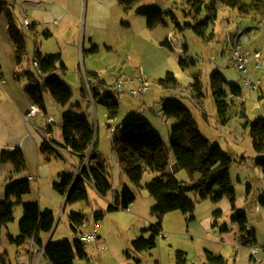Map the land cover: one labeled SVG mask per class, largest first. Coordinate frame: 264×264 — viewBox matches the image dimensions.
<instances>
[{
  "label": "rangeland",
  "instance_id": "374dc122",
  "mask_svg": "<svg viewBox=\"0 0 264 264\" xmlns=\"http://www.w3.org/2000/svg\"><path fill=\"white\" fill-rule=\"evenodd\" d=\"M2 1L0 71L5 86L0 87V147L8 151L20 147L26 157V167L20 172H7V168L12 169V163H7L5 171L0 172V202L5 200L11 181H28L31 190L22 196V202H38L42 209L49 208L55 213L54 228L43 235L45 241L51 238L54 242H74L76 234L70 224V214L86 215L84 230L96 227L100 238L85 243L87 256L76 255L75 264H177L178 251L187 254V264H209L207 251L224 256L229 264H264V169L257 164L259 155L250 130L251 122L264 117V66L260 71H254V64L250 66L254 72L248 77L259 81V89L254 90L234 64V49L238 45L250 53L260 50L264 59V0H244L248 9L244 14L218 2L213 18L209 13L192 10L185 0H140L131 9L122 0ZM154 6L165 11V22L151 29L147 18L138 11ZM25 16L31 22L29 28L24 24ZM9 17L26 40V53L21 62L9 34ZM202 22H206V28ZM32 25L37 26V32ZM38 54L43 58L61 54L68 70L59 76L72 89L73 96L62 106L45 92V109L26 123L18 104L31 107L26 88L30 72L40 79L34 64ZM181 59L188 63L187 67L181 66ZM86 70L99 71L107 81L104 88L88 79L91 90L96 88V95L89 92ZM214 72H220L226 80V122L222 121L213 93L211 75ZM169 73L174 78L168 77ZM122 75H144L151 84L143 99L128 91L115 92L119 111L111 117L109 104L114 98L107 96V92ZM194 76L201 80L204 94L201 100L190 88ZM232 86H238L241 95H235ZM166 104L187 107L200 131L231 158L235 201L229 196L219 201L211 196L200 200L196 192H189L196 205L194 219L178 210L168 212L162 219L156 247L138 252L133 241L141 235L149 237L151 232L143 230L157 224L159 218L152 214L154 197L146 187L130 180L114 147L118 130L128 117L137 114L152 124L169 149L171 170L180 181L192 183L201 178L200 173L192 177L186 169L174 171L175 155L169 132L176 121L165 117ZM70 115L86 116L94 124L97 158L91 160L95 145L83 159L66 146L62 124L64 117ZM46 140L57 147L43 150ZM182 158L185 163L189 162L187 152ZM84 166L98 169L109 186L101 192L91 180L86 184L85 199L67 201L68 193L60 194L54 184L65 173L74 174L76 179ZM157 174L147 171L143 185ZM126 186L136 199L129 208H122L120 195ZM215 190L219 192L220 188ZM11 201L14 211L4 218L0 260L19 264V256L26 255L33 243L19 228L24 216L22 203L15 196ZM110 205H119V209L109 211ZM218 211L220 216L216 215ZM241 212L248 218L249 229L255 232V239L248 246L241 242L239 225L233 220V215ZM97 213H103L104 218L96 220ZM253 248L256 249L254 257ZM32 255L31 264L35 252Z\"/></svg>",
  "mask_w": 264,
  "mask_h": 264
},
{
  "label": "trees",
  "instance_id": "16d2710c",
  "mask_svg": "<svg viewBox=\"0 0 264 264\" xmlns=\"http://www.w3.org/2000/svg\"><path fill=\"white\" fill-rule=\"evenodd\" d=\"M140 0H122L127 9L133 8ZM187 5L197 12L216 13L218 2L239 9L244 14L248 12L247 4L244 0H185ZM0 0V8L3 5ZM256 7V6H255ZM139 14L147 18V25L153 29L157 25L164 23L165 11L154 6L143 8L138 11ZM9 34L16 47V55L19 62L26 53V40L15 24L12 17L8 18ZM203 28L207 27L206 22H202ZM39 61L38 70L40 79L35 74H28L29 86L26 88L28 95L33 103H36L41 109H45L44 93L49 92L54 99L62 106H66L72 99V89L64 83L59 76L60 72H66L67 66L62 60L61 54L50 55L45 58L40 54L36 57ZM191 63L195 64L194 60ZM183 68L188 66L184 60H180ZM88 79L94 80V83L105 88V81L99 78L94 70H86ZM168 77H173L172 73ZM213 93L222 121L227 120L228 102L225 91L226 80L220 72H214L211 75ZM190 88L197 93L200 100L204 96L201 80L195 76ZM96 89V88H95ZM92 88L93 95L96 90ZM235 95H241V89L238 86H232ZM115 92L108 90L107 96L113 97L114 101L109 104L111 117H115L119 111V104L114 97ZM164 115L167 118H173L176 121L170 130L171 149L177 152L174 171L186 169L193 177L194 173H200L201 178L195 182L187 183L180 181L175 173H167L169 166V149L164 140L155 130L152 124L145 118L133 114L123 123L118 130V136L114 141L115 150L119 156L120 163L127 173L130 180L139 187H146L155 199L152 207V214L159 218V222L150 229H144L143 232H151L149 237L141 235L133 241V247L136 251L151 250L156 247L157 237L162 231V219L168 212L181 211L183 214L190 215L194 219L195 202L188 196V193L194 191L200 200L211 196L213 200L219 201L225 196L235 201V191L231 187V163L232 160L222 150L219 144L213 143L207 138L199 128L192 112L182 104H166L164 106ZM66 146L80 156L81 159L87 154L92 141L95 137V127L86 116L70 115L65 116L62 124ZM250 130L254 137V148L259 155L257 164L264 169V117L250 124ZM43 150L50 151L54 147L46 140L42 144ZM97 142L91 154V160L97 158ZM189 154V162L183 161V155ZM1 163H12L17 172L26 167V157L20 147L14 150H4L1 154ZM147 171L158 173L145 185L142 180ZM86 180L95 181L97 189L101 192L109 186L104 175L96 168L82 169L81 175L76 182L74 174H63L61 181L54 184V188L62 195H66L71 186L67 201H78L87 197ZM216 187L220 191L215 190ZM31 188L28 181H11L6 188V198L0 202V237L4 226V218L11 215L14 211V203L11 197L18 198V203H22L24 216L20 220L19 228L22 234L31 238L36 244L43 245L45 241L42 234L50 233L55 224V213L52 209H42L38 202H22V196L30 192ZM136 195L126 186L120 195V206L129 208L135 201ZM119 209V205H110L109 211ZM218 211L216 215H219ZM220 216V215H219ZM104 218L103 213L95 215L96 220ZM233 220L239 225L241 242L248 246L255 239L254 230L249 229L248 218L244 212L233 215ZM86 221V215L80 212L70 214V224L76 234V226H81ZM14 241V238H10ZM85 243L77 238L74 242L69 240L54 242L51 238L45 247V256L42 264L49 261L51 264H75L76 255L84 254ZM209 264H229L222 255H215L207 251ZM0 264H6L3 259ZM177 264H187V254L183 251L177 252Z\"/></svg>",
  "mask_w": 264,
  "mask_h": 264
},
{
  "label": "built area",
  "instance_id": "2783aa9c",
  "mask_svg": "<svg viewBox=\"0 0 264 264\" xmlns=\"http://www.w3.org/2000/svg\"><path fill=\"white\" fill-rule=\"evenodd\" d=\"M7 3L14 2L13 0H6ZM24 24L27 28L31 26V22L27 17H24ZM234 61L236 68L242 73L244 76V80L246 83L249 84L250 88L256 90L259 89V84L253 79H250L248 76L251 72L254 71H260L262 70L264 66V59L263 54L260 50H256L253 53H250L246 50H244L241 46H237L234 49ZM34 64L38 68L39 61L36 58L34 60ZM251 64H254V71L250 68ZM87 79L88 89L91 95H93L87 75H85ZM150 81L147 77L144 75H137V76H120L118 77L111 86V90L116 93H121L128 91L132 96L138 97L143 99L145 95L147 94L150 86ZM5 85V80L3 78V74L0 71V86ZM42 109L36 104L32 103L30 109L24 113L23 117L26 123H29L32 119L37 117ZM51 120H53V117H50ZM50 145L54 148L57 146L54 145L51 141H48ZM82 172V171H81ZM87 221H84V223L81 226H76V238L84 243L90 242V241H96L100 238V235L98 234V230L96 227H94L91 231H85L84 227L86 226ZM48 240L43 245L35 244V242L32 240L33 245L32 253L35 252V260L33 264H42V260L45 256V247ZM256 249H252V255L255 256ZM44 264H51L49 261L45 262Z\"/></svg>",
  "mask_w": 264,
  "mask_h": 264
},
{
  "label": "crops",
  "instance_id": "0c3cea01",
  "mask_svg": "<svg viewBox=\"0 0 264 264\" xmlns=\"http://www.w3.org/2000/svg\"><path fill=\"white\" fill-rule=\"evenodd\" d=\"M25 17H27L28 18V16H25ZM29 19V18H28ZM32 26H34L33 28H34V30L37 32L38 31V29H37V26L36 25H32ZM157 27V26H156ZM155 27V28H156ZM155 28H153V29H155ZM49 35H52V34H49ZM168 42L166 41V42H164L163 43V45L164 44H167ZM170 45V44H169ZM64 62V61H63ZM65 63V62H64ZM65 65H66V63H65ZM67 66V65H66ZM94 71H96L97 73H98V75H99V78L102 80V81H105L106 83H107V81L106 80H104L101 76V73L99 72V71H97V70H94ZM171 78H174V76L173 77H171ZM194 79H195V76H194ZM194 81V80H193ZM176 83V82H175ZM192 83V82H191ZM179 85V84H178ZM5 86V85H4ZM179 86H181V85H179ZM1 87V86H0ZM29 98H30V96H29ZM30 101H31V104L30 105H32V103H33V101L31 100V98H30ZM18 108H19V110H20V112L24 115V113L30 108V107H26L25 106V104H24V106L23 105H21V104H18ZM171 130V129H170ZM169 139H170V132H169ZM173 150V149H172ZM4 151V149H2L1 147H0V172H4L5 170V168H6V165H7V163H1V154H2V152ZM173 152H174V155H175V161L173 162V168H174V165H175V162H176V157H177V152L179 153V155L180 154H182L181 153V151L180 150H178L177 152H175L174 150H173ZM11 164V163H10ZM12 165V169L9 167V168H7L6 170H7V172L9 171V172H13V170H16L15 169V167H14V165L13 164H11ZM166 172L167 173H174L172 170H171V165H170V163H169V166L167 167V169H166ZM86 182L87 183H91L90 182V180H86ZM86 183V184H87ZM43 235L44 234H42V238H43V240L45 241V238L43 237ZM46 235V234H45ZM29 238V237H28ZM31 239V238H30ZM14 241H15V239H14ZM31 242H32V239H31ZM46 242V241H45ZM79 256H87V253H86V251H85V249H84V254H82V255H79ZM254 257V256H253ZM19 258H20V262H19V264H31L32 263V260H33V255H32V248H30V250L27 252V254L26 255H20L19 256ZM76 258V257H75ZM5 261V260H4Z\"/></svg>",
  "mask_w": 264,
  "mask_h": 264
},
{
  "label": "water",
  "instance_id": "95a60500",
  "mask_svg": "<svg viewBox=\"0 0 264 264\" xmlns=\"http://www.w3.org/2000/svg\"><path fill=\"white\" fill-rule=\"evenodd\" d=\"M95 134H96V133H95ZM94 145H95V137H94V139H93V141H92V144H91V146H90V149H91V150L93 149ZM84 167H85V166H84ZM84 167H83V168H84ZM83 168H82V169H83ZM78 177H79V176H78ZM78 177H76L74 183L76 182V180H77ZM73 185H74V184H73ZM73 185L71 186V188L73 187ZM71 188H70V190H71ZM70 190H69V192H70ZM69 192H68V194H69ZM49 239H50V238H49ZM49 239H48V240H49Z\"/></svg>",
  "mask_w": 264,
  "mask_h": 264
}]
</instances>
